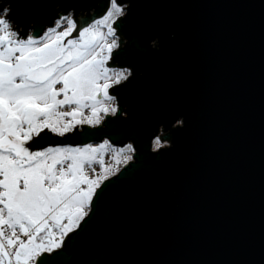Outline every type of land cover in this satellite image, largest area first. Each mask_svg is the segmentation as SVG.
I'll list each match as a JSON object with an SVG mask.
<instances>
[{
  "label": "water",
  "instance_id": "water-1",
  "mask_svg": "<svg viewBox=\"0 0 264 264\" xmlns=\"http://www.w3.org/2000/svg\"><path fill=\"white\" fill-rule=\"evenodd\" d=\"M117 3L108 66L131 69L109 90L118 112L55 140L132 142L133 160L101 183L50 264H264V0ZM7 6L36 35L72 10L88 24L108 0ZM161 129L169 146L152 150Z\"/></svg>",
  "mask_w": 264,
  "mask_h": 264
},
{
  "label": "snow or ice",
  "instance_id": "snow-or-ice-1",
  "mask_svg": "<svg viewBox=\"0 0 264 264\" xmlns=\"http://www.w3.org/2000/svg\"><path fill=\"white\" fill-rule=\"evenodd\" d=\"M124 8L108 0L88 24L72 10L36 35L21 34L9 9L0 10V264H50L112 171L105 153L119 164L125 152L108 140L83 147L55 140L116 116L109 90L130 73L108 64Z\"/></svg>",
  "mask_w": 264,
  "mask_h": 264
},
{
  "label": "rangeland",
  "instance_id": "rangeland-1",
  "mask_svg": "<svg viewBox=\"0 0 264 264\" xmlns=\"http://www.w3.org/2000/svg\"><path fill=\"white\" fill-rule=\"evenodd\" d=\"M7 8H9V6H7ZM105 14V13H104ZM103 14V15H104ZM64 15H66V14H64ZM103 15H101V16H103ZM125 15V9H124V14L122 15V16H124ZM85 15H83V17H84ZM101 16H97V17H95V18H93V19H96V18H99V17H101ZM80 17V16H79ZM92 19V20H93ZM92 20H90L88 23H91V21ZM49 28V27H48ZM116 32H118L117 30H116ZM115 38H118V44L120 45V41H119V39L121 38V35L119 34V33H116V37ZM116 50V49H115ZM110 68H113L111 65L109 66ZM113 69H115V70H126V72H128V73H130V75H131V69L130 68H128V67H122V68H119V67H114ZM129 75V76H130ZM128 76V77H129ZM126 81V80H125ZM122 82H124V81H122ZM110 95H112V94H110ZM115 103H116V106L118 107V101H117V99H116V101H115ZM119 108V107H118ZM123 115H126L125 113H123ZM177 124H180V121L179 122H177L175 125H177ZM165 132L161 129L160 130V132H159V135L153 140V142H152V150H158L157 148H156V146H155V141H156V139L157 138H159V140H160V144H161V147H165V145L166 146H169V141H167V140H161L160 139V135L161 134H164ZM103 141H105V140H103ZM103 141H101V142H93V143H88V144H92L93 146H96V145H98L99 143H102ZM128 145H131L132 146V149H133V151H127V146ZM83 146H85V145H81V146H73V147H83ZM111 146H112V148L113 149H120V148H124L125 149V152L121 155V157H120V162H119V164H117L116 163V161H114L113 160V153L112 152H107V153H105V155H104V160H105V163H106V165H108V166H110L111 168H112V171L109 173V175H108V178H110V177H112V176H114V175H116L117 173H118V171L120 170V168L122 167V166H125V164L129 161V160H127V162H125V159H124V157L125 156H131L132 157V159L131 160H133V153H134V145L132 144V142H128V143H126L124 146H115V145H112L111 144ZM96 167V174H102V170L100 169V167L99 166H95ZM89 175L90 176H92V175H94L93 173H89ZM90 209V208H89ZM89 209H88V211H89ZM65 239V238H64Z\"/></svg>",
  "mask_w": 264,
  "mask_h": 264
},
{
  "label": "flooded vegetation",
  "instance_id": "flooded-vegetation-1",
  "mask_svg": "<svg viewBox=\"0 0 264 264\" xmlns=\"http://www.w3.org/2000/svg\"><path fill=\"white\" fill-rule=\"evenodd\" d=\"M83 16V15H82ZM12 26L14 27V28H16V26L12 23ZM18 29V28H17ZM19 30V29H18ZM20 31V30H19ZM29 33H31L32 34V32L30 31Z\"/></svg>",
  "mask_w": 264,
  "mask_h": 264
},
{
  "label": "trees",
  "instance_id": "trees-1",
  "mask_svg": "<svg viewBox=\"0 0 264 264\" xmlns=\"http://www.w3.org/2000/svg\"><path fill=\"white\" fill-rule=\"evenodd\" d=\"M118 33H119V32H118ZM119 34H120V33H119ZM116 99H117V101H118V98H116ZM122 167H123V166H122ZM122 167H121V168H122ZM121 168H120V169H121ZM74 230H75V229H74ZM67 236H68V235H67ZM67 236H66V237H67ZM63 243H64V241H63Z\"/></svg>",
  "mask_w": 264,
  "mask_h": 264
}]
</instances>
